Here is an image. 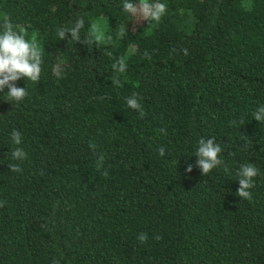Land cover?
Wrapping results in <instances>:
<instances>
[{
    "label": "trees",
    "instance_id": "16d2710c",
    "mask_svg": "<svg viewBox=\"0 0 264 264\" xmlns=\"http://www.w3.org/2000/svg\"><path fill=\"white\" fill-rule=\"evenodd\" d=\"M160 2L159 22L134 27L121 0H0L44 61L16 82L22 102L0 92V264H264V0ZM78 18L92 43L58 38ZM201 138L223 149L207 175ZM248 163L250 200L236 195Z\"/></svg>",
    "mask_w": 264,
    "mask_h": 264
},
{
    "label": "clouds",
    "instance_id": "9594fccd",
    "mask_svg": "<svg viewBox=\"0 0 264 264\" xmlns=\"http://www.w3.org/2000/svg\"><path fill=\"white\" fill-rule=\"evenodd\" d=\"M121 7L127 14L126 21H131L134 27L138 26L140 21H148L149 26L154 22H159L167 11L166 4L160 2V0H121ZM83 27L84 20L78 18L71 27H59L57 36L60 40H64L70 34V39L73 41L92 43L90 39L81 40L80 33ZM118 28L122 32L127 30L125 23L119 25ZM144 55L146 58H151L147 52ZM43 63V52L38 43L35 40L27 39L23 32H18L7 15L0 17V92H4L5 88H7V92L4 94L7 97L6 101L19 103L27 97V87H19L16 82L21 78L32 82L40 81ZM112 68L114 71L121 73L126 71V64L123 58L117 59L113 63ZM115 83L119 84L120 81L116 80ZM140 99L142 97L133 93L130 97H126V104L129 108L136 110L142 118L145 112ZM253 118L260 123H264V105L259 106L254 111ZM159 131L163 132L164 130L160 129ZM11 140L15 145H20L22 143L21 133L18 130H13L11 132ZM91 148L95 151L96 146L93 144ZM159 151L161 155L164 154L162 148ZM222 151L221 145L216 142L215 138L199 139L195 153L197 157L195 163L203 175H207L213 169L224 164V161L220 158ZM11 156L14 160L23 161L27 157V153L22 147H15L11 152ZM103 161V155H98L96 159L97 170L103 167ZM9 168L11 172L22 171L19 164H9ZM186 171L190 173L192 165H189ZM225 171H228V169L225 168ZM102 174L107 177V169ZM258 174L259 169L253 164H241L237 172L239 188L236 195L241 199L250 200L252 197L249 190L254 187V178ZM137 239L140 243H145L148 240L147 233L138 234Z\"/></svg>",
    "mask_w": 264,
    "mask_h": 264
}]
</instances>
